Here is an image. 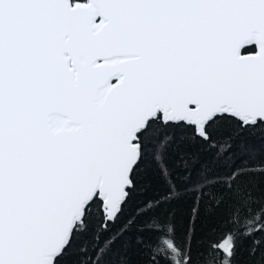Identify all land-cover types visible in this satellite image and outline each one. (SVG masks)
Here are the masks:
<instances>
[{"label": "snow or ice", "instance_id": "1", "mask_svg": "<svg viewBox=\"0 0 264 264\" xmlns=\"http://www.w3.org/2000/svg\"><path fill=\"white\" fill-rule=\"evenodd\" d=\"M218 124L178 240L167 157ZM151 167L158 235H108ZM0 264H264V0H0Z\"/></svg>", "mask_w": 264, "mask_h": 264}, {"label": "trees", "instance_id": "2", "mask_svg": "<svg viewBox=\"0 0 264 264\" xmlns=\"http://www.w3.org/2000/svg\"><path fill=\"white\" fill-rule=\"evenodd\" d=\"M230 129L226 125L218 124L214 126L212 131V140L208 144L197 142L184 148L179 154L175 148L169 153L166 165L172 174V178L176 181L179 191L182 196L179 200L168 206L167 217L171 221L176 238L190 239V233L186 230L189 228L192 219V209L196 207L198 192L194 189L201 177L204 175L205 170L213 173H222L227 171L228 167L233 163L234 157L231 155L224 157L222 160L217 159V151L211 145L223 141L227 138ZM192 153L194 158L185 163L182 158L184 154ZM167 187L166 180L160 175L155 167L149 168L141 176L136 190L133 192L128 204L125 205L123 214L120 216L119 221L111 225L112 233L120 231L122 228L128 227V222L133 221L129 227L128 235L133 239L143 240L145 243L152 241L159 230L151 227L149 217L141 215L144 203L148 200L157 198ZM224 215L221 212L213 220L205 222L201 220L200 226L197 230V239L195 244H206L212 237L208 235V229L212 224H221ZM93 228L96 225L93 224ZM259 238V237H257ZM251 240L245 238L241 242L242 250H247L251 244ZM158 260H163L161 255L157 257Z\"/></svg>", "mask_w": 264, "mask_h": 264}]
</instances>
